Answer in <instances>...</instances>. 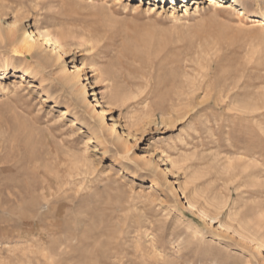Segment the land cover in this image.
<instances>
[{"label": "rangeland", "instance_id": "374dc122", "mask_svg": "<svg viewBox=\"0 0 264 264\" xmlns=\"http://www.w3.org/2000/svg\"><path fill=\"white\" fill-rule=\"evenodd\" d=\"M139 4L0 0V264H264V0Z\"/></svg>", "mask_w": 264, "mask_h": 264}, {"label": "bare ground", "instance_id": "6f19581e", "mask_svg": "<svg viewBox=\"0 0 264 264\" xmlns=\"http://www.w3.org/2000/svg\"><path fill=\"white\" fill-rule=\"evenodd\" d=\"M122 1L124 0H117V2L119 3ZM130 1H133V0H130ZM237 2L238 0H140V4L138 5V8L141 7L142 5H145L146 3H149L152 6L153 10L159 6L158 8L161 7L163 10L170 9L171 15H176L179 7H185L184 13L188 14L190 4H193V5L196 4V8L200 6L204 7L205 4L213 5L214 7H220V8L221 7L232 8L238 5ZM252 21L254 22L258 21L260 22V24H264V18L258 19L255 17V18H252ZM12 38H16V40L14 41L17 43V45L20 48H22V50L18 51L17 53L24 55L30 61L29 63H27V69H26L27 74L34 73L37 67L45 68L51 65L47 59L48 57L44 56V54L42 53L43 52L41 51L43 49L42 47L44 46L48 47V46L54 45L55 46L54 49L59 52V55H61L62 53L63 47L60 41L57 38H55V36L53 37L48 31L43 30L41 28H36V31L31 35L14 33V36L9 34L6 37V39H12ZM83 67H84L83 64L77 66V73L74 76V78H77L80 80L81 73L82 71H84ZM8 70L9 68L6 66L4 68V71L0 73V90L3 93H6L10 89L9 86L1 80V79L9 78ZM25 75H26L25 73L22 75L23 79L25 78ZM85 80H89V78L86 77ZM84 90L86 93H88L91 96L97 95L93 85L90 87V89L88 85L85 86Z\"/></svg>", "mask_w": 264, "mask_h": 264}]
</instances>
